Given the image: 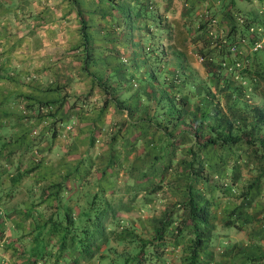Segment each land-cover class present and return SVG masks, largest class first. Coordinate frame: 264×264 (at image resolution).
Segmentation results:
<instances>
[{
	"label": "rangeland",
	"instance_id": "rangeland-1",
	"mask_svg": "<svg viewBox=\"0 0 264 264\" xmlns=\"http://www.w3.org/2000/svg\"><path fill=\"white\" fill-rule=\"evenodd\" d=\"M201 1L202 6H199ZM151 3L156 6L151 11L152 14H161V26L151 17L150 10H136L134 6V16L140 15L141 18L138 24L134 16H124V23L118 28L114 27V19L102 21L96 16L95 19L87 20L89 40L87 50L85 47L84 49L88 54L84 56L86 63L83 67H90L94 71L96 65L95 72L102 84L82 68L90 80V83L86 84H91L89 87L84 85L85 83H78L76 74L75 86L57 87L59 95L63 96L62 100L61 96L58 97L61 104L53 103L48 108L50 112L54 110L53 117L58 119L54 125L55 136H50L52 118L49 115L39 121L35 118L18 119L20 130H30H27L23 142L20 143V146L25 147L23 153L17 157L21 163L15 168V164L5 168V171L14 174L22 168L24 171L19 181L9 187V176L3 174L4 168H0V264L2 260L5 264H32V258L27 253L29 245L34 241V225L54 209V194H57L61 201L70 197L68 199L71 201L77 199L82 202L86 190L104 189L103 194L111 202L113 210V214L111 213L105 221L107 229H111L109 242L105 245L106 249H109V257L129 248V244L116 241L112 235H116L121 229L128 235L132 229L140 237H151L157 220L182 199L184 184L187 181L185 168L188 159L184 148L191 141L187 134L189 132H183L181 144H178L171 154L170 167L165 168L163 179H160V159L155 156L160 153L161 156H166V150L158 152L157 146L155 147L159 127L148 118L159 107V89L166 90L177 104L180 103V93L190 92L188 84H194L198 89L201 88L198 84L207 81L209 83V79H212L206 71L204 58L198 53L201 40L196 39L193 32L197 17H208L204 32L211 31L213 36L220 37L219 35L226 32L232 17L230 12L237 22H240L242 15H247V0H234V3L230 0H192V4L189 0H151ZM189 4L192 6L191 10ZM165 5L167 10L164 9ZM184 7H188L189 11L180 17L179 10L183 11ZM211 12L213 16L209 17ZM257 14L259 22H263L261 14L264 15V6L258 7ZM178 21H184L182 25L186 24L191 31L188 32L187 28L179 26ZM168 24L170 27L165 31L163 26L166 28ZM112 27L118 36L125 32L126 40L113 36ZM100 31L105 33L106 38L99 36ZM113 44L116 46H112ZM101 47L104 54H101L103 51L100 52ZM132 47H135V53L131 52ZM81 48V43L72 47L76 60L83 57ZM247 48V42L240 44L239 49L247 57L243 59V63L238 64L239 69L247 63L248 55L251 59L253 57ZM175 51L181 52L180 67ZM216 52L214 50V54L208 53L215 64L219 59ZM154 53L158 55L155 56ZM99 55L103 56L101 66ZM125 66L132 68V79L128 77L122 81L123 86H117L119 78L125 79L124 75L122 76L126 72ZM227 68L229 67L226 65L225 69ZM148 69L153 70L155 77L149 78ZM252 74L255 76V83L250 85L249 89L251 88L253 95L244 93L243 96H236V99L246 102L245 108L262 101L264 75L250 73ZM171 77L174 79L173 83L169 81ZM148 78L150 84H146ZM184 80L187 83L176 86ZM213 82L212 79L211 84L209 83V91L213 93L211 103H205V97H210L202 96L196 91V97L192 98L189 105H181L185 110L193 106V111H188L194 119L190 120L193 125L197 124L200 113L207 111L205 105L212 109V104L217 98L223 112L230 113L225 104L228 102H225L227 89L222 86L224 79L218 82L221 86ZM237 82L242 83L243 80ZM106 84L107 92L103 87ZM141 85L143 86L140 87ZM48 87L50 86H45ZM135 91L141 99H136ZM229 102L232 104V101ZM233 107V114L241 117V112H237L240 111L237 103L231 108ZM46 111L44 107L39 110L43 115ZM213 120L214 117L210 115L209 121ZM163 123L165 121H162ZM32 128L35 132L31 131ZM178 128L177 125L172 130L173 135H177ZM90 137L92 143L89 145ZM11 153H3V167L8 162L12 163L10 156H14ZM244 155L240 143L217 152L208 146L202 153L204 168L209 178L219 179V182L231 187L222 192L216 189L211 181L200 177L193 184L201 193L199 197L209 202L211 212L209 222L203 230L202 243L198 247L197 264H264V174L256 179L257 185H253L259 187L247 189V194L243 196L240 193L245 189L246 183L253 180L260 170L258 165L262 162L252 158L246 163ZM86 163L90 165L86 167ZM75 165L77 169H73ZM29 167L33 169L27 171ZM103 168L104 172L101 174ZM156 182H160V186L156 187ZM233 209L235 212H232ZM229 217L234 223L227 225L224 221ZM56 236L48 238L45 255L38 258V264L44 262L48 256L57 257L60 264H66L67 256H77L78 264H105L104 258L97 262L98 252L88 260L81 258V254L72 248L70 240L66 241L65 246L58 248ZM190 237L191 234L188 233L180 237L178 243L169 242L165 245L164 264H186ZM98 249L106 253V249L103 250L101 246ZM24 257H29V261L26 262Z\"/></svg>",
	"mask_w": 264,
	"mask_h": 264
},
{
	"label": "trees",
	"instance_id": "trees-1",
	"mask_svg": "<svg viewBox=\"0 0 264 264\" xmlns=\"http://www.w3.org/2000/svg\"><path fill=\"white\" fill-rule=\"evenodd\" d=\"M74 1L78 3L76 4V12L79 20V28L81 36L83 40H85L86 34L84 30L89 23H86V20L82 15V9L81 6H79L81 0ZM100 1L102 0H98V2ZM103 1L110 4V6L109 8L102 7L101 15L103 16L107 14L110 16L111 12L109 9L116 8V11L118 10L122 13V25L124 23V16L128 18L134 16V6L136 7V10L139 8H143L145 11L150 10L151 17H153L154 21H156L157 24L161 26V14H152L151 11L155 5L151 3V0H117L116 3H114V0ZM189 1L192 4V0ZM191 4H189V10L192 8ZM187 9L184 7L182 15L188 13ZM229 14L230 17H232L229 20L230 22L228 23L226 32H224L223 35H219L220 37H216V35L212 37L211 35H207V32H204V29L208 24V17L203 19L202 15L197 17L198 21L194 26L193 32L195 33L196 39L201 40L200 47H198V53L204 58L203 63H205V68L209 77L214 80L213 83L215 85L217 84V86H221L218 84V82L224 79V85L222 86L223 88L227 89L225 102H228L225 104L230 110V113L226 114L223 112L222 107L218 105L219 98H217L215 103L212 104V109L205 105L207 111H202L200 113L198 116L199 119L197 118L198 122L196 125L190 123V120L193 121L194 119L189 115L188 111H193L191 109L193 106L185 110L181 105L185 106L186 103L189 105V103L192 101V98L196 97L197 92L202 96L210 97L209 99L205 97V103H211L213 93L209 91V83L211 84L212 79H209V83L207 81L203 84H198V86H201V88L198 89H196L194 84H188L187 86L190 87V92L180 93L178 97L181 104L178 102L176 104L174 97H172V95H170L166 90L162 88L159 89V107L148 118L149 120L154 121V125L159 127V137L157 138L155 147L157 146L158 152L166 150V156H161V153L156 154L155 156L156 158L160 159V164L158 167L160 179H163L162 175L165 168L170 167L172 162L171 154L174 152L178 144H181L183 132H189L187 134L191 141L184 148V153L188 155V159L186 160L187 167L185 168L187 181L184 184V193L182 195V199L177 201L174 208L167 209L157 220L155 226L153 227V235L151 237H140V235H137V233L132 229H130V233L128 235L123 233V229L119 230L116 235H112L116 241L125 243L126 245L129 244V248L125 251L123 249L121 253L117 252V255H114L113 257H109L107 256L109 249H106V246L109 242V232H111V229H107L105 221H107L111 213L113 214V210L111 202L103 194L104 189L98 188L97 190L95 189L93 191L86 190L84 194V200L82 202L77 201V199L71 201L68 199L70 197H67L64 201H61V198L57 194H54L53 196L56 198V203L53 205L54 209L51 210L40 222L36 221V224L34 225V228L36 229L34 241L29 245V251L27 253L29 257L32 258V264H38V258L45 255V247L48 243V238H50L52 235H57L56 241L58 242V248L65 246L66 241L70 240L72 248L77 250L81 254V258L86 260L90 259L95 253L98 252L99 256L97 257V262H100L101 258H104L105 264H164L165 261L163 252L165 245L169 242L173 244L178 243L179 238L184 237L188 233L191 234V241L187 251L188 259L186 264H197L198 247L202 243L203 230L209 222L211 212L209 209V202L206 199H201L199 197L201 193L197 187H193V184L196 183V181H198L197 178L200 177L206 181H211L216 189L222 192L228 191L231 187L227 184L219 182V179L211 180L207 174V171H205L206 169L204 168L202 153L208 146L217 152L226 148L227 146L231 147L236 143H240L241 148L246 155H244L246 163L252 158L257 161L261 160L259 162H262L258 165L260 170L257 171L253 180L246 183L245 189L240 192L241 196L247 194V189L259 187L253 185H257L256 179L264 174V166H262V164H264V89L262 88L263 92L261 93L262 101L259 104L248 106V108L244 107L247 105L246 102L236 99V96H243L244 93L253 95V91L251 88L249 89V87L250 85H254L253 83H255V76L253 74L250 75V73L264 75V54H260L264 51V47L257 50H250V55L253 56L252 59L249 58L248 55L247 63H244L240 69L238 67V64H240V62L243 63V59L247 57V55L245 56L242 54L241 50L239 51L240 38L241 36H247L246 42L247 45H249L251 43V37L249 36L247 27L250 24L258 25L260 22L256 15H242V20L237 22L233 13L231 14L230 12ZM261 15L263 16L264 21V15ZM261 15L260 17H262ZM210 16H213V12L209 13V17ZM134 18L138 24L139 19H141L140 15L134 16ZM113 19L115 20L114 26L116 27L119 25V21H117L114 16H112L110 20ZM185 27L188 29V32L191 31L187 25ZM111 29V31L114 30L113 27ZM108 33H110L109 30ZM231 46H234V51L230 49ZM214 50L217 51L216 53L219 55V59L216 64L208 55V53L214 54ZM174 53L176 54L175 56L179 67L182 66L180 64L181 52L175 51ZM154 54L155 56L158 55L157 53ZM84 63H86V61H84ZM134 65H136V62ZM226 65L229 67L227 68L229 71L225 69ZM84 68L87 72L91 73L90 68L87 66H84ZM125 68L126 72L122 74V76L124 75L123 78L125 79L119 78L117 86H123L122 81L126 80L128 77L130 80L132 79V69L126 66ZM148 70L149 78L155 77L153 70ZM144 72L145 71H143L142 74H144ZM149 78L146 80V84H150ZM238 78L242 79L243 82H237L240 80ZM96 79L98 83L102 84L99 77ZM169 81L173 83V77H171ZM183 82L187 83V81L184 80L176 86L179 87L181 84L183 86ZM106 86L107 84L103 85L105 88L104 90L107 92ZM142 86L143 85L140 87ZM178 91H180L179 88ZM136 93L137 91H135V94ZM137 94L135 96L136 99H141V97ZM60 96V99L62 100L63 96ZM197 99L195 98V100ZM61 100L56 98L53 100L44 101L38 100L36 102L37 106L34 118L38 121L41 119L43 120V118L48 117V115L52 118L50 123L51 137L55 136L56 134L54 125L58 119L53 117L54 110L50 112L48 111V108L53 103L60 105ZM229 100L232 101V104H229ZM105 102L106 101L104 100V104ZM234 103H237V107L240 109V111L237 112H241V117H238L239 115L233 114L231 111L234 109V107L231 108ZM43 107L47 110L45 115L39 112L40 108ZM210 115L214 117L213 121H209ZM162 121H165V123L162 124ZM177 125L179 126L177 135H173L172 130H174ZM28 130H30V128ZM26 132H28L27 129ZM26 132L25 130H22L21 133L13 140H18V144L22 143L24 140L23 136L26 134ZM3 138L4 137L0 135V168L3 167L2 165L4 163L2 160L3 153L8 155L9 152H12L11 150L7 149L8 141H4ZM91 143L92 137L89 139V145ZM82 160H84L83 157ZM89 165V163H86V167ZM32 169L33 167H29L26 170L30 171ZM73 169H77V165H75ZM23 171V169H20V172L11 174L9 176V187L19 181ZM100 172L102 174L104 172V168L101 169ZM155 186H160V182H156ZM232 212H235V209H233ZM238 212L240 213V210ZM224 223L228 225L233 224L234 221L229 217L225 219ZM99 246H101L103 250L106 249V253L99 251ZM29 257H26V259L24 257L26 262L29 261ZM78 259L79 258L77 256H67L65 261L66 264H78ZM44 260L50 261V263L47 264H60L58 263L59 261L57 257L51 258L48 256ZM44 262L41 264H45Z\"/></svg>",
	"mask_w": 264,
	"mask_h": 264
},
{
	"label": "crops",
	"instance_id": "crops-1",
	"mask_svg": "<svg viewBox=\"0 0 264 264\" xmlns=\"http://www.w3.org/2000/svg\"><path fill=\"white\" fill-rule=\"evenodd\" d=\"M114 1L116 3L117 0ZM230 2L234 3V0ZM76 4L78 3L74 0H0V135L8 141L7 149L11 150L14 156V158L10 156L11 160L9 159L12 163L8 162L5 167H2L4 168L3 174H8L7 176L14 173L5 171V168L12 164H15L14 168L18 166L21 163V160L17 158L18 154L20 156L23 153L22 150L25 149L23 145L18 144V140H13L22 131L20 125L17 124L18 118H34L36 102L58 98L60 96L58 86L71 87L77 82L85 83L84 85L90 83L83 72L84 56L87 55L89 40L87 20L98 16L100 20L107 21L114 16L116 20H119V25L114 27L118 28L122 25V13L116 11V8L109 9L110 16L101 15L102 7L109 8L110 4L103 0L100 2L81 0L79 6L88 24L84 30L86 39L83 40ZM261 5L264 6L262 0H247L245 4L248 10L247 15H256L259 18L257 9ZM199 6H202V1L199 2ZM164 9L167 10L166 5ZM179 14L180 17L184 16L181 10ZM183 22L180 21L179 26L185 27L186 24L182 25ZM164 27L163 29L167 31L170 25ZM114 32L111 31L113 36L126 40L125 32L122 36L116 35V30ZM99 36L106 38L105 33L101 31ZM80 43L83 57L76 60L72 47ZM100 52L105 53L103 47L100 48ZM131 52L135 53V47H132ZM260 54H264V51ZM99 56L101 61H98L101 66L103 56ZM95 68H97L96 65L94 71L90 68V75L96 79L98 75ZM75 74L78 75L77 82ZM45 86L50 87L45 88ZM2 261V264H5V261Z\"/></svg>",
	"mask_w": 264,
	"mask_h": 264
},
{
	"label": "built area",
	"instance_id": "built-area-1",
	"mask_svg": "<svg viewBox=\"0 0 264 264\" xmlns=\"http://www.w3.org/2000/svg\"><path fill=\"white\" fill-rule=\"evenodd\" d=\"M242 20V18H240V21ZM214 21V18L211 19V22ZM248 32H249V36L251 37V43L248 45L249 50H257L260 48L264 47V21L261 22L260 24H250L248 27ZM208 34H211V36L213 37V33L211 31H209ZM248 35V34H247ZM246 43V37L245 36H241L240 38V44H245ZM231 50L234 51V46L230 47ZM240 51V49H239ZM32 132H35L34 129H32Z\"/></svg>",
	"mask_w": 264,
	"mask_h": 264
}]
</instances>
